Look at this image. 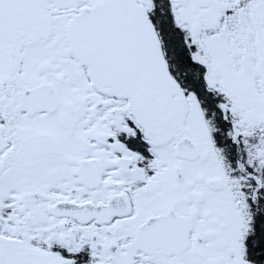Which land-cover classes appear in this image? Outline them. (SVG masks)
I'll use <instances>...</instances> for the list:
<instances>
[{
    "label": "snow or ice",
    "instance_id": "snow-or-ice-1",
    "mask_svg": "<svg viewBox=\"0 0 264 264\" xmlns=\"http://www.w3.org/2000/svg\"><path fill=\"white\" fill-rule=\"evenodd\" d=\"M0 264H264V0H0Z\"/></svg>",
    "mask_w": 264,
    "mask_h": 264
}]
</instances>
